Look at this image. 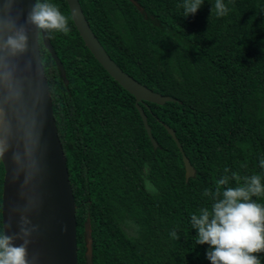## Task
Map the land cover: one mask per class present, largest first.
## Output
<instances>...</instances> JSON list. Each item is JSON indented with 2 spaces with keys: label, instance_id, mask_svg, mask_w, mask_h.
<instances>
[{
  "label": "trees",
  "instance_id": "obj_1",
  "mask_svg": "<svg viewBox=\"0 0 264 264\" xmlns=\"http://www.w3.org/2000/svg\"><path fill=\"white\" fill-rule=\"evenodd\" d=\"M47 2L69 18L68 34L45 32L67 83L40 33L38 43L76 204L77 264H86L88 217L92 264H210L209 246L195 244L190 223L211 207L204 190L226 167L229 175L259 174L264 183V0H224L229 12L219 18L210 16L215 0L188 17L182 0H79L110 58L176 99L139 102L156 148L135 97L90 53L67 1ZM165 125L194 168L188 179ZM3 176L0 161V231ZM253 199L264 205V196ZM173 231L179 240L170 238ZM255 255L264 264V253Z\"/></svg>",
  "mask_w": 264,
  "mask_h": 264
},
{
  "label": "water",
  "instance_id": "obj_2",
  "mask_svg": "<svg viewBox=\"0 0 264 264\" xmlns=\"http://www.w3.org/2000/svg\"><path fill=\"white\" fill-rule=\"evenodd\" d=\"M66 1L72 21L90 53L122 88L135 97L136 109L153 148H156L157 142L151 134V128L139 102L149 101L161 105L176 99L151 90L124 72L110 58L92 32L79 0ZM34 2L35 0H15L11 6V15L15 17L16 23L24 25L27 29L28 50L12 60V63L18 66L16 76L23 83V102H0V106L6 112L5 128L9 144L8 151L0 157L4 168L1 193L2 229L8 235L17 233L21 214L27 215L32 225L38 226V230L30 237L29 258L35 256L36 264H77L76 204L70 186L66 158L53 116L49 86L41 65L39 33L64 82L67 83V80L64 66L46 33L25 24L26 16ZM36 83H40L43 89V101L35 110L37 123L34 131L37 143L33 146L26 163L20 164L13 159V153L19 152L24 155L25 133L28 128V121L21 123L20 117L25 113V109L28 112L32 111V88ZM165 128L181 153L185 178L188 179L193 176L194 168L183 152L174 130L166 125ZM4 134L0 133V135ZM25 206L28 207L27 212H24ZM85 231V260L86 264H92L89 217ZM21 242L16 240L15 244L19 245Z\"/></svg>",
  "mask_w": 264,
  "mask_h": 264
},
{
  "label": "clouds",
  "instance_id": "obj_3",
  "mask_svg": "<svg viewBox=\"0 0 264 264\" xmlns=\"http://www.w3.org/2000/svg\"><path fill=\"white\" fill-rule=\"evenodd\" d=\"M15 0H0V102L22 103L24 98L23 83L17 78L18 66L12 63L16 57L28 50L27 29L18 25L11 15V6ZM204 4V0H182L183 16L194 15ZM229 8L224 0H215L210 16L224 17ZM209 16V17H210ZM68 17L58 7L47 0H35L28 12L25 24L34 26L37 31L70 32ZM29 61V65H30ZM43 101V89L40 83L32 88V111L21 115L20 121H28L25 133V152L13 153V159L25 164L37 143L35 126L37 123L35 110ZM6 112L0 106V157L8 151L9 144L5 128ZM260 167L264 169V158L260 159ZM227 167L224 174L214 181L213 189H205L203 195L211 200V207H202L190 217L191 228L197 234L194 242L197 245H208L206 257L210 264H261L255 254L264 253V205L255 198L264 196V183L259 174L241 177ZM235 182V186H232ZM28 211L25 206L24 212ZM38 230L32 225L27 215L21 214L19 231L12 235L0 231V264H36V257L29 258L28 245L30 237ZM170 238L179 240L176 231ZM16 240L22 241L19 245Z\"/></svg>",
  "mask_w": 264,
  "mask_h": 264
},
{
  "label": "rangeland",
  "instance_id": "obj_4",
  "mask_svg": "<svg viewBox=\"0 0 264 264\" xmlns=\"http://www.w3.org/2000/svg\"><path fill=\"white\" fill-rule=\"evenodd\" d=\"M145 185H146L148 190L153 191L152 185H151V183L149 181L146 180V184ZM124 228L129 234L134 233V231H133L134 227H133V225H131V223L126 224L124 226Z\"/></svg>",
  "mask_w": 264,
  "mask_h": 264
}]
</instances>
